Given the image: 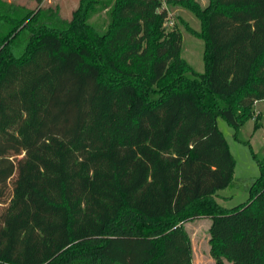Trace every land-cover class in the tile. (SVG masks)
<instances>
[{
	"label": "trees",
	"instance_id": "1",
	"mask_svg": "<svg viewBox=\"0 0 264 264\" xmlns=\"http://www.w3.org/2000/svg\"><path fill=\"white\" fill-rule=\"evenodd\" d=\"M34 1L0 2V264H193L198 218L218 264H264V157L243 203L215 199L235 163L217 117L264 100V0H175L202 73L169 0H116L104 32Z\"/></svg>",
	"mask_w": 264,
	"mask_h": 264
},
{
	"label": "rangeland",
	"instance_id": "2",
	"mask_svg": "<svg viewBox=\"0 0 264 264\" xmlns=\"http://www.w3.org/2000/svg\"><path fill=\"white\" fill-rule=\"evenodd\" d=\"M166 1V0H165ZM201 8L207 5L208 0H193ZM0 2L25 7L34 10V0H0ZM204 2V3H203ZM175 0L163 4L167 8L168 17L164 27L166 31L176 26L182 34L181 56L185 58L196 73L204 69L202 53L203 41L192 34L199 31L200 19L189 9L175 5ZM108 7V8H105ZM116 0H44L40 5L49 21H69L74 12L86 16V23L99 32H104L114 21ZM188 76H193L188 73ZM253 118L243 123L238 129L227 124L221 117H217V126L227 140L229 150L234 158L233 179L230 186L219 190L217 202L226 208L243 203L248 198V190L253 180L259 175V161L264 157V100L254 105ZM258 126L256 127L255 126ZM171 156H175L172 151ZM3 205H0V209ZM208 218H198L185 223V228L190 236L193 249V264H218L210 254V234ZM221 264H232L227 259H222Z\"/></svg>",
	"mask_w": 264,
	"mask_h": 264
},
{
	"label": "crops",
	"instance_id": "3",
	"mask_svg": "<svg viewBox=\"0 0 264 264\" xmlns=\"http://www.w3.org/2000/svg\"><path fill=\"white\" fill-rule=\"evenodd\" d=\"M203 1H204V0H203ZM203 3H204V2H203ZM256 103H257V102H256ZM256 103H255V104H256ZM217 196H218V194H216L215 199H216ZM216 201H217V200H216Z\"/></svg>",
	"mask_w": 264,
	"mask_h": 264
}]
</instances>
